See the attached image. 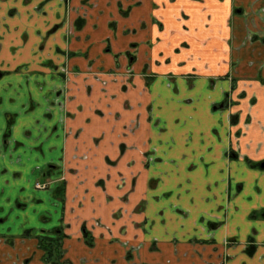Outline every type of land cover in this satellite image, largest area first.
Here are the masks:
<instances>
[{"label":"crops","instance_id":"0c3cea01","mask_svg":"<svg viewBox=\"0 0 264 264\" xmlns=\"http://www.w3.org/2000/svg\"><path fill=\"white\" fill-rule=\"evenodd\" d=\"M94 1L70 66L124 69L136 46L155 79L73 84L64 56L0 47L29 66L0 77V196L26 193L43 226L0 234V264H46L36 237L59 227L63 264H264V0ZM49 45L69 47L63 31ZM234 63L239 102L215 110L231 86L209 79Z\"/></svg>","mask_w":264,"mask_h":264},{"label":"rangeland","instance_id":"374dc122","mask_svg":"<svg viewBox=\"0 0 264 264\" xmlns=\"http://www.w3.org/2000/svg\"><path fill=\"white\" fill-rule=\"evenodd\" d=\"M0 0V47L10 48L12 51H16V48L20 46L34 45L32 59L36 57L43 58L42 60H48L46 56H64L65 62L61 71L65 78H69L71 83H76V79L79 77H95L106 84L107 76L114 83L120 82V84L127 88L129 83L135 77H144L149 84L155 79L154 73L146 75L135 71L134 62L132 59H136L139 56L138 47L132 46L128 52V59L130 62L124 69H119L118 64L114 69L106 70L104 67L88 66L85 70L80 69L78 66H70L72 60L76 57H85L86 54L74 52L71 50V43L75 39L78 32V27L82 26L89 16V9L95 8L94 0ZM63 31L65 33V39L69 44L68 50H61L59 54L57 50L51 47L50 41L59 36V33ZM48 40V41H47ZM8 53V52H7ZM3 53L0 54V74L1 77L7 75H16L20 71H24L25 68H14V58L12 52L4 57ZM61 55V56H60ZM43 61L40 64L45 66ZM29 64V63H28ZM198 69L191 74L192 78L198 77L203 79L206 69L209 65L206 63H200ZM42 69V68H38ZM28 71V70H26ZM103 76V77H102ZM14 77V76H13ZM101 78V79H99ZM182 78H189L187 74H183ZM211 86L216 82L227 80L231 86V93L226 95L223 100L224 109L237 104L239 101L233 99V93L241 86V76L237 74V64H231L230 71L226 75H218L211 77ZM239 96V97H238ZM237 97L241 99V94ZM231 120L233 123L237 121V114L231 113ZM152 161V160H151ZM14 192V191H13ZM8 193L10 201H4L0 196V217L5 219V222H1L0 219V234H11V237L21 233L25 229H35L39 231L43 226L39 220V211L33 208L31 205L27 207H21L22 200L25 199L26 193L18 194L19 200L16 202L14 198L15 193ZM28 202V201H27ZM44 211H50L49 207H45ZM42 226V227H41ZM24 233V232H23ZM22 233V234H23Z\"/></svg>","mask_w":264,"mask_h":264},{"label":"trees","instance_id":"16d2710c","mask_svg":"<svg viewBox=\"0 0 264 264\" xmlns=\"http://www.w3.org/2000/svg\"><path fill=\"white\" fill-rule=\"evenodd\" d=\"M258 215V214H257ZM84 237L89 246L93 245L91 235L83 228ZM66 238L63 228H56L50 233L43 232L38 235V247L44 252L43 260L46 264H63L64 250L63 242Z\"/></svg>","mask_w":264,"mask_h":264},{"label":"flooded vegetation","instance_id":"af4514ba","mask_svg":"<svg viewBox=\"0 0 264 264\" xmlns=\"http://www.w3.org/2000/svg\"><path fill=\"white\" fill-rule=\"evenodd\" d=\"M2 75L0 74V77H1ZM223 106V104L222 105H220V106H215V110L217 109H219V108H223L222 107ZM235 157H237V156H235V154L234 153H230V159H235ZM152 159L150 158L149 160H148V162H152L151 161ZM264 163V162H263ZM263 163H261V166H262V164ZM260 166V167H261ZM261 169H264V168H262L261 167ZM54 171H56L57 173H59V170H58V168H57V166H55V165H51V166H49L48 168H47V172H54ZM64 183H65V181L64 180H62L61 181V185H60V187H62V190L64 189ZM37 184H39V185H41V186H45V188L44 189H41V188H38L37 187ZM48 187H49V183H42V182H36L35 183V188L37 189V190H43V191H45V190H47L48 189ZM261 214V213H260ZM264 215V212H263V214L261 215V216H263ZM254 217H258V215L257 214H255V216ZM260 217V216H259ZM84 229H86L85 227H83ZM83 228H82V232H83ZM54 231V230H53ZM86 231L89 233V231L86 229ZM90 234V233H89ZM83 235H84V233H83Z\"/></svg>","mask_w":264,"mask_h":264},{"label":"built area","instance_id":"2783aa9c","mask_svg":"<svg viewBox=\"0 0 264 264\" xmlns=\"http://www.w3.org/2000/svg\"><path fill=\"white\" fill-rule=\"evenodd\" d=\"M37 187H38V188H41V189H44V188H45V186H41V185H39V184H37Z\"/></svg>","mask_w":264,"mask_h":264},{"label":"water","instance_id":"95a60500","mask_svg":"<svg viewBox=\"0 0 264 264\" xmlns=\"http://www.w3.org/2000/svg\"><path fill=\"white\" fill-rule=\"evenodd\" d=\"M262 168H264V163L262 164V166H261Z\"/></svg>","mask_w":264,"mask_h":264}]
</instances>
